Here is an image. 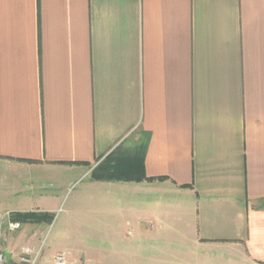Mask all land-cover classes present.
I'll list each match as a JSON object with an SVG mask.
<instances>
[{"label": "crops", "instance_id": "1", "mask_svg": "<svg viewBox=\"0 0 264 264\" xmlns=\"http://www.w3.org/2000/svg\"><path fill=\"white\" fill-rule=\"evenodd\" d=\"M134 133L167 179H94ZM84 175L83 221L134 264L174 236L264 264V0H0V234Z\"/></svg>", "mask_w": 264, "mask_h": 264}, {"label": "rangeland", "instance_id": "2", "mask_svg": "<svg viewBox=\"0 0 264 264\" xmlns=\"http://www.w3.org/2000/svg\"><path fill=\"white\" fill-rule=\"evenodd\" d=\"M134 134L115 150L119 154H133L139 143ZM89 178L84 175L69 184L63 185V199L58 205L56 214L51 222H44L41 226V235L37 242H30L20 234L18 230H6L0 234V248L14 252V258L4 264H53L54 257L60 251H65L71 264H134L136 245L140 241L136 238L105 237L102 231L96 228L93 232L86 226L87 194ZM49 184V182L47 183ZM71 215V216H70ZM69 217V221L66 219ZM12 230V229H11ZM168 239H172L168 242ZM181 236L173 238H158L150 241L147 237L142 238L144 253L147 262L151 264H243V259L235 254L229 255L221 250L208 252L198 251L182 242ZM72 244V245H71ZM151 250L146 246H155ZM34 248L32 253H24L23 247ZM69 246L73 249H81L83 252L70 253ZM29 259L30 261H26ZM91 259V260H90Z\"/></svg>", "mask_w": 264, "mask_h": 264}, {"label": "trees", "instance_id": "3", "mask_svg": "<svg viewBox=\"0 0 264 264\" xmlns=\"http://www.w3.org/2000/svg\"><path fill=\"white\" fill-rule=\"evenodd\" d=\"M148 147L146 137L140 138L139 143L132 154H119L116 151L109 152L99 163L94 166L91 176L99 180H165L166 176H148L145 169V156ZM54 218L50 212H13L12 222H51Z\"/></svg>", "mask_w": 264, "mask_h": 264}, {"label": "built area", "instance_id": "4", "mask_svg": "<svg viewBox=\"0 0 264 264\" xmlns=\"http://www.w3.org/2000/svg\"><path fill=\"white\" fill-rule=\"evenodd\" d=\"M19 223L17 222H13L10 224V227L12 230L17 229L19 227ZM34 248L30 247V246H25L23 247V251L24 253H32L34 250ZM5 249L0 248V264H4L8 259L6 257L5 254ZM26 261H30L29 259H25ZM69 258L68 255L65 251H60L58 252V254L54 257V263L53 264H71V262H69Z\"/></svg>", "mask_w": 264, "mask_h": 264}, {"label": "water", "instance_id": "5", "mask_svg": "<svg viewBox=\"0 0 264 264\" xmlns=\"http://www.w3.org/2000/svg\"><path fill=\"white\" fill-rule=\"evenodd\" d=\"M4 251H5L7 259L10 260L11 256H12L11 252L9 250H7V249H5Z\"/></svg>", "mask_w": 264, "mask_h": 264}]
</instances>
